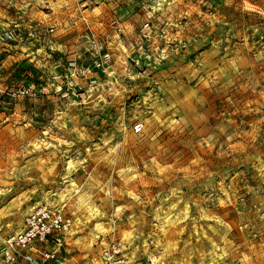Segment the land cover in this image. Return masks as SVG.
<instances>
[{
    "label": "rangeland",
    "instance_id": "obj_1",
    "mask_svg": "<svg viewBox=\"0 0 264 264\" xmlns=\"http://www.w3.org/2000/svg\"><path fill=\"white\" fill-rule=\"evenodd\" d=\"M65 1L70 35L123 73L75 99L6 87L27 94L0 98V245L48 206L70 222L55 264H101L114 241L128 264H264V0H89L107 42L75 27L88 0ZM47 5L0 0V47L44 57Z\"/></svg>",
    "mask_w": 264,
    "mask_h": 264
},
{
    "label": "crops",
    "instance_id": "obj_2",
    "mask_svg": "<svg viewBox=\"0 0 264 264\" xmlns=\"http://www.w3.org/2000/svg\"><path fill=\"white\" fill-rule=\"evenodd\" d=\"M47 1V6L51 7V11L57 14L55 16V21L49 20L43 25V27L47 28L46 31L52 28L54 29V34L50 35L52 38L47 42V46L42 47L44 48V57L38 53L41 49L37 48L35 54H37L39 58L35 56L34 59L38 62L34 63L33 59L29 57L30 54L22 55V57L18 56L17 48L19 51L21 49L20 46L17 45L18 43H5L0 47V83L4 88L12 84H16V86H28L34 92L43 88V93L48 96V99L57 100L60 96H67V99H75L84 95L81 94V91H87L84 88L91 84L90 82L92 79H103V77H105V72L113 73L116 76L123 73L125 61L118 59L119 62H116L118 53L108 55L109 46L95 49L91 41V45H89L87 51L84 48L85 42L79 41V35H70V30L74 26H72V22H69L67 19V14L70 10L68 7L69 3L65 0ZM100 6L101 4H99L98 7H92L89 0L81 5L78 3L77 6V8L79 7L82 9V19L84 20L80 19V24L76 23L75 27L92 30L90 32L93 34L92 38L95 39L99 34H112V31L109 29L111 27L109 26V21L101 20L96 16L95 12L100 10ZM84 13H89L90 19H86L87 15L84 16ZM52 16L54 15L50 13V19H53L51 18ZM42 24L43 23H40V25ZM30 25L24 21H15L10 25H2V29L10 30L14 33L15 39L18 42V38L22 33H30L28 29ZM124 33V38H128L129 40L132 38L130 35L131 31L128 30V32ZM104 35L100 37V39H105L106 42L109 41L110 36ZM34 37L38 38L37 35H34ZM99 61L101 66L98 63ZM107 63H109V65ZM111 66H114V69L109 71ZM11 76L12 78H10ZM42 80L46 82V85L40 84ZM95 85H97V82H95L94 86ZM0 264H2L1 260Z\"/></svg>",
    "mask_w": 264,
    "mask_h": 264
},
{
    "label": "built area",
    "instance_id": "obj_3",
    "mask_svg": "<svg viewBox=\"0 0 264 264\" xmlns=\"http://www.w3.org/2000/svg\"><path fill=\"white\" fill-rule=\"evenodd\" d=\"M49 32H54V29H49ZM10 36L9 31L0 30V41H6ZM26 94L25 90H9L0 83V98L4 95L10 100H18ZM142 130L141 123L133 127L134 134H140ZM69 227L70 222L61 209L48 206L34 209L25 216L22 229L1 243V263L55 264ZM127 256L120 243L110 242L101 252V264H128Z\"/></svg>",
    "mask_w": 264,
    "mask_h": 264
}]
</instances>
